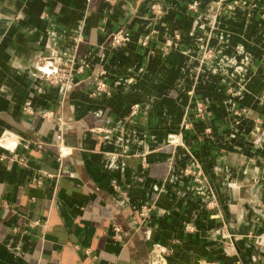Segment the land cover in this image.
Returning <instances> with one entry per match:
<instances>
[{"label":"crops","instance_id":"crops-1","mask_svg":"<svg viewBox=\"0 0 264 264\" xmlns=\"http://www.w3.org/2000/svg\"><path fill=\"white\" fill-rule=\"evenodd\" d=\"M231 1L0 0V264H264V0Z\"/></svg>","mask_w":264,"mask_h":264},{"label":"built area","instance_id":"built-area-1","mask_svg":"<svg viewBox=\"0 0 264 264\" xmlns=\"http://www.w3.org/2000/svg\"><path fill=\"white\" fill-rule=\"evenodd\" d=\"M108 3H115L118 2L120 0H106ZM247 4V0H233L229 3H217V8L218 11H222L227 10L230 11L233 8H235L236 6L239 5H246ZM198 7L197 3H192L189 5V9L191 11H196V8ZM222 8V10H221ZM151 12L156 16V17H161L164 13L163 9L159 6V5H152L150 7ZM154 32L151 31L148 34H145L141 37H139L137 39V44L141 47H147L150 39L152 38ZM175 39H179L178 35H175ZM130 40V35L127 31L125 30H119L116 33H114L111 38H110V45L113 48H118L126 43H128ZM170 43L168 42L166 45L168 46ZM52 62V70L48 76L49 82L51 84H61L63 82H66L68 80V74L67 71L69 70L70 64L69 62H65L60 58H52L51 59ZM79 71H81V69H79ZM67 75V76H66ZM96 90L98 91H104L106 89V86L104 83H102L101 81H97L96 83ZM137 106L133 107V110L135 113ZM204 104L200 101L196 102L195 104V113H196V117L198 118H202L203 114H204ZM60 155L62 157L67 155V150L65 148L60 149ZM146 215V211L142 210L139 213L140 217H144ZM113 231L115 233H119L120 229L119 227H114ZM148 264H167V260H166V251L162 248H160L159 246H154L150 251H149V255H148ZM204 264H218V263H204Z\"/></svg>","mask_w":264,"mask_h":264},{"label":"rangeland","instance_id":"rangeland-1","mask_svg":"<svg viewBox=\"0 0 264 264\" xmlns=\"http://www.w3.org/2000/svg\"><path fill=\"white\" fill-rule=\"evenodd\" d=\"M167 255V254H166Z\"/></svg>","mask_w":264,"mask_h":264}]
</instances>
